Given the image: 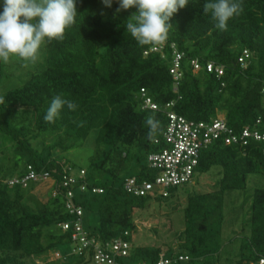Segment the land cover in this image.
I'll use <instances>...</instances> for the list:
<instances>
[{
  "label": "trees",
  "instance_id": "16d2710c",
  "mask_svg": "<svg viewBox=\"0 0 264 264\" xmlns=\"http://www.w3.org/2000/svg\"><path fill=\"white\" fill-rule=\"evenodd\" d=\"M204 4L205 0H189L172 17L163 57L145 55L154 46L138 45L125 31V20L134 9L116 13L115 2L106 8L101 0H77V15L62 38L44 42L37 57L20 62L19 68L0 62V264H92L90 249L81 256L74 253L73 228L62 229L77 220L67 208L69 200L83 209L82 226L90 236L106 245L129 244L128 255L118 259L120 264L161 260L260 264L264 260V188L257 187L245 199L243 206L249 209L243 213L240 231L229 238L224 233L230 217L244 208L233 207L240 197L231 201L233 193L245 191L251 176L264 181V145L216 142L202 151L191 184H199L198 177L220 167V179L206 192H188V184L170 188L167 197H135L126 189L128 179L154 180L156 172L150 170L148 158L165 148L166 114L143 109L141 89L161 109L175 103L171 110L190 121L222 117L237 134L254 128L258 119L264 128V0H241L240 13L224 29L204 13ZM173 45L184 54L176 90L170 75ZM244 51L249 53L245 66L239 63ZM194 60L203 70H193ZM210 62L222 67L224 75L207 73ZM13 81L18 85H10ZM57 95L76 107L64 106L58 118L47 122L44 115ZM149 116L158 122L151 133L145 125ZM94 131L89 169L77 170L74 163L54 155L56 149H75ZM51 137L56 140L48 142ZM66 138L76 143L66 146ZM29 167L49 173V178L26 188L7 185L10 179L25 176ZM81 172L84 176L79 177ZM67 177L79 178L63 187ZM171 200L173 212H183L184 228L159 246H133L137 211L146 209L150 201ZM97 204L99 221L89 229L85 219ZM246 225L249 235L241 237L238 247L225 250L240 240ZM66 244L72 247V261L56 258V249Z\"/></svg>",
  "mask_w": 264,
  "mask_h": 264
},
{
  "label": "built area",
  "instance_id": "2783aa9c",
  "mask_svg": "<svg viewBox=\"0 0 264 264\" xmlns=\"http://www.w3.org/2000/svg\"><path fill=\"white\" fill-rule=\"evenodd\" d=\"M166 41L154 46L145 55L156 53L163 57V50ZM172 49V66L170 75L174 81V90L177 89L182 78L181 64L184 54L178 51L173 45ZM249 58L247 51L239 59L241 65L246 64ZM191 65L195 72L203 70V66L198 61H192ZM207 73L214 74L217 78L224 75L222 67L216 66L213 62L206 64ZM222 87L224 85L222 84ZM264 93V86L262 88ZM140 96L143 100V109L151 111H163L167 117V126L163 135L165 148L161 153L152 154L148 158L149 168L156 172V176L152 181H143L138 183L137 180L128 179L126 189L135 197H143L147 195H158L167 197V191L173 187H180L191 184L193 182L196 168L199 166L202 151L208 149L216 142L230 145L247 146L251 142L264 145V128L261 127V121L258 119L255 127H246L239 134L235 133L225 122L224 118L218 117L209 122H194L187 120L174 113L171 108L175 103H169L164 108H160L146 94L145 89H141ZM263 128V130H262ZM80 176H84L81 172ZM79 177H67L64 179L63 187L74 184ZM49 173H37L33 168L29 167L28 172L23 177H15L7 182L10 188L22 186L26 188L31 182H37L40 179L47 180ZM86 189L85 185L82 188ZM101 192L99 189H93V193ZM68 198H72V194L68 193ZM70 214L77 216V220L72 224H63L62 229L68 230L73 228L72 240L76 244L74 253L81 256L84 250L91 251L92 264H120V257L128 255L129 244L123 241H116L114 244L106 245L99 242L96 238L90 236L82 226L83 209L76 207L69 200L67 206ZM56 258L59 255L56 254ZM183 260V258H180ZM158 264H170L169 260H161ZM264 264V260L260 262Z\"/></svg>",
  "mask_w": 264,
  "mask_h": 264
},
{
  "label": "clouds",
  "instance_id": "9594fccd",
  "mask_svg": "<svg viewBox=\"0 0 264 264\" xmlns=\"http://www.w3.org/2000/svg\"><path fill=\"white\" fill-rule=\"evenodd\" d=\"M106 8L115 2L116 13L134 9L124 28L140 46H155L167 38L172 17L186 7L189 0H101ZM204 13H210L216 27L224 29L227 22L241 11V0H205ZM77 15V0H0V62L10 57L34 60L44 42L63 37ZM64 106L76 105L61 96H54L44 120L53 122ZM154 117L145 125L150 133L157 128Z\"/></svg>",
  "mask_w": 264,
  "mask_h": 264
},
{
  "label": "rangeland",
  "instance_id": "374dc122",
  "mask_svg": "<svg viewBox=\"0 0 264 264\" xmlns=\"http://www.w3.org/2000/svg\"><path fill=\"white\" fill-rule=\"evenodd\" d=\"M23 60H18L17 57H10L8 61V66H11L12 69L19 68L21 66V63ZM15 62V65H11ZM11 70V69H10ZM13 84L14 86L18 85L17 81H13L10 83V85ZM97 132L94 131L90 134V136L85 139L82 142L77 143L78 146L75 149H69V150H61L56 149V152L54 153L55 156L58 158H64L69 160L70 162L74 163L76 166V169L79 170L81 168L83 169H89V161L91 157H93L95 153V138H96ZM55 141V137H51L48 139L49 141ZM64 144L72 145L76 142L70 138V139H64ZM220 167H214L212 170H210L208 173L203 174L202 176L198 177L199 184H189L186 191L188 192H206L209 189V185L216 183L217 180L220 179ZM264 181H262L260 178H257V175L251 176L248 179V183L246 186L245 191L243 192H234L231 196V201L235 200L237 197H239L235 203L233 204V207L235 208H243L242 211H238L236 213V217H230V220H228V226L227 229L224 231L228 235V238L231 237L233 231L239 232L240 228H242V224L245 222L244 211L247 210V206H243L245 199L253 195L254 191L257 189V187L264 188ZM182 193V192H181ZM184 196V194H183ZM230 201V198H227ZM184 198L181 199V203H184ZM175 201L171 200L169 203H158L156 201H150L146 205V209L137 211V213L134 216V222L137 226L136 232L133 234V246L140 247V246H159L162 243H165L167 241H171L173 238V235L176 231H181L184 228V218H183V212H173ZM251 205V201H250ZM249 209V208H248ZM98 204L93 206L92 211L87 213V217L85 219V226L89 229L92 227L97 226L99 217H98ZM180 211V210H179ZM232 218L235 219V225L232 226L231 223L234 221ZM238 219H240L238 221ZM245 231L241 233L240 240L237 243H231L230 245H226L225 250H230L231 248L235 246H239L241 243V237L244 235H249L250 233V227L244 226ZM232 231V232H231ZM231 233V234H230ZM230 234V236H229ZM59 253L61 258H66V261H72L74 260L73 257H71V251L72 247L71 245H63L56 249ZM53 254V253H52ZM51 254V255H52ZM53 256V255H52ZM52 259H55V256L51 257ZM64 260L62 259V262Z\"/></svg>",
  "mask_w": 264,
  "mask_h": 264
}]
</instances>
